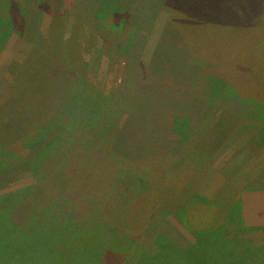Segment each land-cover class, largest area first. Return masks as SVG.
<instances>
[{"label": "rangeland", "instance_id": "1", "mask_svg": "<svg viewBox=\"0 0 264 264\" xmlns=\"http://www.w3.org/2000/svg\"><path fill=\"white\" fill-rule=\"evenodd\" d=\"M179 1L181 9L171 10L174 14L182 10L193 14L184 4L199 2L205 7L200 5L198 9V22L222 20L225 30L194 42L191 32H178L185 27L167 10V0H127L130 6L140 3L141 9L152 13L142 17V29L126 23L132 18H112L116 10L112 0H99L95 13L90 10L92 0H79L74 10L65 11L63 16L59 14L60 0H0V104L9 101L3 106L5 109H0V142L8 146L20 140L19 149L24 148L23 142H28L34 165L45 158L43 152H35L40 149L41 139L37 141L43 135L38 128L48 129L43 143L53 140L52 144H56L55 148H46L50 152L38 174L26 165L16 164L0 171V197L33 186L31 209L43 203L60 202V208L67 205L64 212L75 213L76 219L85 225V230L73 232L75 235L73 229L65 230L72 241L73 237L78 238L80 252L86 247L81 241L100 235L87 233L86 227L101 224L100 228L106 229L107 223H111L109 230L124 238L118 246H134V250L138 246L156 249V240L162 234L186 249L195 241L194 236L209 232L208 242L213 244L219 239L221 247L227 250L219 260L207 264H242L244 243L251 241L255 250L264 244V233L237 235L241 223H229V218L239 217L244 197L260 190L264 182V50L260 47L264 0H243V10L233 9V0ZM239 13L243 19L256 17L255 27L259 30L243 28L229 34L230 15ZM95 20L103 27L108 22L109 30L99 32L94 40L90 27ZM72 33L77 41L68 39ZM177 49L180 59L196 57V62L209 68L203 67L208 74L204 78V92L207 76L225 74L221 79L225 83L222 98L207 96L213 107L208 118L197 125L199 128L192 133L187 146L184 144L180 153L173 154V167L163 169L157 178L145 171L141 173L135 165L108 164L115 162L107 150L131 107L139 64L151 66L167 57L175 59ZM241 68L247 73H241ZM210 91L216 96L212 86ZM76 94L79 98L71 104V97ZM10 96L13 104L8 100ZM88 115L91 120H87ZM174 124L175 128L180 126L179 121ZM28 130L36 136H24ZM188 132L184 127L174 129L173 134L180 142L185 136L186 142ZM27 154L15 152L20 159ZM187 158L190 160L179 168ZM38 211L45 213L44 208ZM243 224L256 227L246 220ZM20 237L32 240L13 242L8 238L2 242L0 252L6 256H33L39 237ZM27 243L30 248L20 252V247ZM211 245L200 253H208ZM233 246L237 252H229ZM51 261L65 264L67 260ZM113 264L122 261L115 257Z\"/></svg>", "mask_w": 264, "mask_h": 264}, {"label": "trees", "instance_id": "2", "mask_svg": "<svg viewBox=\"0 0 264 264\" xmlns=\"http://www.w3.org/2000/svg\"><path fill=\"white\" fill-rule=\"evenodd\" d=\"M233 2L230 3L233 9L243 10L245 8L243 6V0H233ZM200 5L205 7L204 4L199 2H193L192 4L185 3L184 8L187 7L189 11L192 10L193 12V14L187 15L186 13L188 12L184 10L180 14H174L171 11L181 9L179 0H167L166 3L167 10L178 18L182 27H185V30L178 32H191V37L195 39L194 42H200L201 39L204 40L209 34H221L223 29L225 30L222 20L198 22L197 18H200L201 14L198 10L200 9ZM247 14H249V11ZM230 17L231 19L228 21L227 26L229 34L236 33L243 28H252L254 32L259 30L258 27H255V25L257 26L256 17L251 16L250 18L245 17L243 19L240 13L239 15H230ZM258 18L257 16V20ZM261 38H263V42L260 44V47L261 50H264V35ZM177 46L181 48V45ZM179 49L175 51L177 54L175 59L167 57V59L156 62L151 66L144 63L139 64V75L134 83L135 88L131 107L124 116L119 130L115 134L113 143L107 150L108 154L114 157L116 163L111 160L108 164L111 163L116 167L118 163L125 166L135 165L136 169L141 173L145 171L146 173L152 174L153 178H157L156 175L161 174L163 169L167 171L173 167V154L175 152L180 153L185 148L184 144L187 146V141L192 137V133L196 132V129L199 128L197 125L208 118L213 107L207 101V96L222 98L223 94L221 92L225 88V83L221 81L224 80L223 78L225 76L223 77V75L225 74L220 73L216 77L211 75L207 76L208 84H205L207 91L204 92V78L205 75H208L205 73V68H209L203 66V62H196L194 60L196 57L192 59L187 57L180 59L178 57ZM183 50L186 54H189L186 49ZM1 52L2 47L0 45V54ZM186 61H189V63L184 65ZM241 70V73H247V70L242 68ZM210 76L213 78L210 79ZM211 86L213 91L216 92V96L210 91ZM186 89L190 91L195 89L196 92L190 93ZM76 98H79L78 94L71 97V104H74ZM8 100H11L13 104L12 96ZM8 103L9 101L4 100L2 105L0 104V109H5L3 106L8 105ZM100 112L104 113V110H100ZM107 117L108 114L107 116L105 114L103 118L106 119ZM87 120H91L89 115L87 116ZM171 121L174 122L171 124ZM176 121H179L180 126L175 128L173 124ZM184 127L189 131L186 134L187 140L185 142L184 136L182 142H180L179 138L173 132L174 129ZM1 130L2 128L0 127V135H3ZM37 130L42 131L43 135L37 141L38 143L41 139V144H38L40 149L35 152H43L44 160L38 162L36 165L31 162V156L33 154L30 150L32 146L28 142L22 143L24 145L23 149L18 148L21 142L20 140H16L8 146H3L0 142V171H3L4 168L7 170L9 167H14V164L26 165L34 174H38L42 170L43 164L46 161V155L50 152L46 148L48 146L52 148L56 144H52L54 142L53 140H50L47 144L43 143V138H46L48 135V129L38 128ZM24 136L35 137L36 133L34 134L33 131L28 130ZM15 150H19L20 153L27 151L28 154L27 156L25 155L26 158L20 159L15 155ZM188 160L190 159H184L183 161L185 162L182 166L180 164L179 168L183 167ZM190 171L191 166L187 172L186 181L189 179ZM33 189V186L26 187L0 197V248H3L1 244L8 238L13 242L22 240L30 242L32 238L28 239L26 237L23 239L20 236L35 234L36 237H39L38 240H40L34 243L36 253L33 256H29L27 253H22L19 256H6L2 251L0 252V264H52V258H63L67 260L65 264H113L115 257L120 258L122 264H207V262L219 260L225 250H227L225 246L221 247L219 239H216L213 244L209 243V237H207L209 232L204 233L206 237L201 236L196 238L194 236L195 241L189 243V247L186 249L176 244L174 245L165 234H162L156 240V249L151 251L138 246L134 250V246H118V244L123 242L122 239L124 238L114 234L111 228L109 230L111 223H107L108 229L100 228L101 224L93 228L89 227V229L86 227L87 233L92 232L94 236L96 232H99L100 235L98 237L96 234V237L91 238V240L81 241V244H86V247L81 248L82 252H80V247L76 245L78 238L73 237L72 241L65 234V230L73 229L72 234L73 232L77 234L85 230V225L76 219L75 213L70 212V214H66L65 208L67 205H64L62 209L60 207L63 204L60 202L43 203L40 206L36 205L34 210L31 209ZM41 208H44L45 213H39L38 209ZM242 212L243 210L240 212L239 217L229 218V223L238 222L242 225V229L236 232L237 235L250 232L264 233V226H245L243 224L244 219L241 215ZM51 218L52 221L50 220ZM184 218H186V223L189 224L188 218ZM209 245L211 246L208 253H200V251L203 252L204 248H207ZM28 248H30V243H27L24 247H20L19 251L26 252ZM193 248L197 249L198 252L191 253ZM242 248V252L245 254V256H242V264H264V244L258 250H255L256 248L252 249L251 247V241H248V243L242 245ZM235 251L237 252L235 246L229 250V252ZM80 253L82 256H79ZM18 259H20V262L15 263Z\"/></svg>", "mask_w": 264, "mask_h": 264}, {"label": "crops", "instance_id": "3", "mask_svg": "<svg viewBox=\"0 0 264 264\" xmlns=\"http://www.w3.org/2000/svg\"><path fill=\"white\" fill-rule=\"evenodd\" d=\"M61 1V16L65 13V11L74 10L75 6L79 3V0H60ZM90 1V0H88ZM93 1V7L90 9L95 13V11H98L99 6V0H92ZM116 5V10L112 12V18L121 16L123 18H132V20L128 19L126 23L134 24L140 27L142 29L143 27V21L142 17L146 16H152V13L148 10H144L140 3H134L133 6H130L129 3H127V0H112ZM133 1V0H131ZM144 10V12L142 11ZM82 18H84L83 15H77ZM108 22L104 25L107 27ZM102 26V23L95 20L93 21L90 29L93 30V36L94 40L96 39V36H98L99 32H105L109 30V27L105 28ZM89 29V28H88ZM64 30V29H63ZM111 32V31H110ZM71 33V32H70ZM71 37V38H70ZM110 37H112V33H110ZM68 39H73L77 41L78 39L76 36L72 34H68ZM63 46L65 47V37L62 39ZM79 42V41H78ZM94 71V70H93ZM261 186H259L260 190H255L251 195L244 197L243 202V212H242V218L245 219L247 222H252L254 226L260 227L264 226V182H261ZM244 220V221H245Z\"/></svg>", "mask_w": 264, "mask_h": 264}]
</instances>
